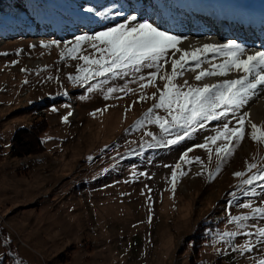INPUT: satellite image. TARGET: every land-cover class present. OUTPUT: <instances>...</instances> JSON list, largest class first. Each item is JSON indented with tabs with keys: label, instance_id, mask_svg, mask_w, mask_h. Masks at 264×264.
<instances>
[{
	"label": "rangeland",
	"instance_id": "1",
	"mask_svg": "<svg viewBox=\"0 0 264 264\" xmlns=\"http://www.w3.org/2000/svg\"><path fill=\"white\" fill-rule=\"evenodd\" d=\"M117 11L124 15L116 16ZM219 13L232 19L236 14L240 21L244 15L260 16L264 0H24L5 16L0 28V264H259L264 259L262 238L245 235L264 228V219L237 206H264V183L247 186L246 176L234 175L247 173L250 163L264 166V145L247 135V127L228 156L217 155L216 145L194 147L215 135L223 121L208 122L177 145L148 148L155 140L147 131L165 135L155 124L137 126L157 102L151 98L157 87L141 88L144 82L123 75L98 77L89 81L91 87L69 79L89 67L80 55L99 56L88 44L71 53L77 36L136 15L137 22L188 39L190 32H172L173 20L189 23L191 16L201 20ZM209 56L224 57L206 54L203 67ZM165 70L170 73V65ZM149 71L154 69H143ZM194 75L186 73L176 82L200 84ZM163 83L155 81L159 87ZM108 87L125 90L105 99ZM243 110L252 123L264 125L263 113L258 119L247 105ZM19 129L28 130L27 144L14 150ZM241 215L249 216L243 227L230 220ZM231 232L238 234L221 239ZM247 241L252 251L241 250Z\"/></svg>",
	"mask_w": 264,
	"mask_h": 264
},
{
	"label": "snow or ice",
	"instance_id": "2",
	"mask_svg": "<svg viewBox=\"0 0 264 264\" xmlns=\"http://www.w3.org/2000/svg\"><path fill=\"white\" fill-rule=\"evenodd\" d=\"M87 11L91 13L95 10L88 8ZM95 14L104 15L102 12ZM115 15L124 14L117 11ZM137 21L138 17L131 15L124 23L114 27L91 35L77 36L75 44L69 49L71 53H76L83 44H88L95 53H99V56L80 55L79 59L89 67L81 69V75H70L69 79L80 85H86L90 80L98 77L123 75L133 77L131 82H144L140 83L141 88L157 87V91L152 93L151 97L157 102L148 109L144 120L138 122L137 126L155 124L165 135L157 137L152 131H147L146 135L155 140V143H147L148 148L177 145L198 130L206 128L211 121H223V124L216 130L215 135L205 137V143L194 147L209 150V144L216 145L217 155L228 156L232 153L234 144L245 138L246 127L247 135L254 142L264 145V125L252 123L248 119L247 111L243 110L256 90L264 88V51L248 54L234 40L227 44L205 43L201 47L189 48L183 46V38L162 31L148 21ZM52 43L59 46L58 41ZM209 53H222L226 59L222 63H210L209 67H203L201 60ZM169 65L170 73L165 70ZM143 69H154V71L144 73ZM186 73H195L194 79L201 83L190 85L187 79L177 83V79L183 78ZM230 73L237 75L233 78ZM209 77H227V79L219 83H209L207 82ZM157 79L165 81L162 87L155 84ZM101 83L104 81L102 80ZM124 90V88L108 87L105 99H108L111 93ZM145 99L146 96H141V100ZM157 109H163L166 115H160ZM232 120H235L234 124L231 123ZM218 141L221 143L217 144ZM196 159L199 161L200 158ZM253 169L256 171L253 172ZM234 175L246 176L242 183L247 186L264 183V166L250 163L247 173L236 172ZM175 179L176 174L173 173V180ZM261 204L264 205V201ZM237 206L251 208L253 218L264 219V206L253 208L251 202L239 203ZM247 219H249L247 215L230 217L232 222L240 224L241 227H243L241 222ZM237 234V232L224 233L221 239ZM245 235H258L262 238L258 242L264 244V228ZM253 247L251 241H247L241 246V250L252 251ZM259 264H264V259Z\"/></svg>",
	"mask_w": 264,
	"mask_h": 264
},
{
	"label": "bare ground",
	"instance_id": "3",
	"mask_svg": "<svg viewBox=\"0 0 264 264\" xmlns=\"http://www.w3.org/2000/svg\"><path fill=\"white\" fill-rule=\"evenodd\" d=\"M221 16L222 14L219 13L218 16L211 18L209 14L201 18V20L191 19L195 18L191 16L189 23L181 19L173 20L171 25L172 32L179 33L180 35L190 32L191 38L182 40L183 46L189 48L201 47L205 43L225 44L226 42L237 39L238 44L241 45L248 54L255 51H264V14L260 16L255 14L251 18L244 15L242 21H240L236 14L233 15L234 19L229 18L231 17L230 15H228L227 18H222ZM261 16H263V18H261ZM215 18L219 19L216 20ZM213 19H215V21ZM239 36L244 37L241 38ZM225 59V57L212 58L209 56L208 62L205 63L204 67H209L210 63H222ZM230 76L235 77L236 73H230ZM226 78L227 77H209L207 78V82L216 83L218 80ZM246 105L247 108L253 109L258 119H262L264 115V88L257 89L255 95L250 97ZM262 113L263 115H261Z\"/></svg>",
	"mask_w": 264,
	"mask_h": 264
},
{
	"label": "trees",
	"instance_id": "4",
	"mask_svg": "<svg viewBox=\"0 0 264 264\" xmlns=\"http://www.w3.org/2000/svg\"><path fill=\"white\" fill-rule=\"evenodd\" d=\"M24 0H0V28L5 16L17 8V3H22ZM27 129H19L13 136L11 148L17 150L18 147L24 146L26 142ZM37 144H41L40 138L37 139Z\"/></svg>",
	"mask_w": 264,
	"mask_h": 264
}]
</instances>
